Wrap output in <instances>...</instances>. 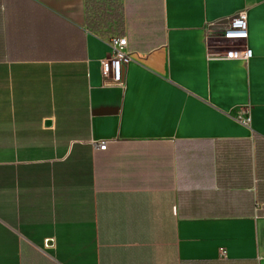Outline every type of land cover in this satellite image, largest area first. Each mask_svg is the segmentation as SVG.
Returning <instances> with one entry per match:
<instances>
[{
	"label": "crops",
	"instance_id": "obj_1",
	"mask_svg": "<svg viewBox=\"0 0 264 264\" xmlns=\"http://www.w3.org/2000/svg\"><path fill=\"white\" fill-rule=\"evenodd\" d=\"M0 264H264V0H0Z\"/></svg>",
	"mask_w": 264,
	"mask_h": 264
},
{
	"label": "built area",
	"instance_id": "obj_2",
	"mask_svg": "<svg viewBox=\"0 0 264 264\" xmlns=\"http://www.w3.org/2000/svg\"><path fill=\"white\" fill-rule=\"evenodd\" d=\"M214 35L216 38L225 41H246L248 39L247 12L242 10L236 13L233 17L226 20L224 29ZM104 41L108 47V57L100 62L102 79L109 86H119L122 81L123 71L132 62V54L128 51L125 37L110 35ZM234 56L250 59L252 52L247 49L242 53H234ZM241 123L245 127L250 128L249 118H245ZM106 145V141L94 143L95 149L98 151H105ZM222 256L225 257V252H222Z\"/></svg>",
	"mask_w": 264,
	"mask_h": 264
},
{
	"label": "rangeland",
	"instance_id": "obj_3",
	"mask_svg": "<svg viewBox=\"0 0 264 264\" xmlns=\"http://www.w3.org/2000/svg\"><path fill=\"white\" fill-rule=\"evenodd\" d=\"M91 13H93V12H91Z\"/></svg>",
	"mask_w": 264,
	"mask_h": 264
}]
</instances>
